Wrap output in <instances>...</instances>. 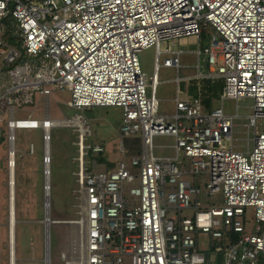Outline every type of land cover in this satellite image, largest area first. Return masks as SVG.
I'll return each instance as SVG.
<instances>
[{
	"label": "built area",
	"instance_id": "obj_1",
	"mask_svg": "<svg viewBox=\"0 0 264 264\" xmlns=\"http://www.w3.org/2000/svg\"><path fill=\"white\" fill-rule=\"evenodd\" d=\"M9 14L17 38L5 49ZM204 30L211 39L202 48ZM183 38H193L196 55H205L208 73L200 76L224 80L221 99L253 100L249 126L255 133L246 151L235 150L232 140L238 114L222 105L207 111L198 97H177L172 116L159 112L157 73L149 82L139 53L153 47L156 70L178 67L183 50L162 49L161 43ZM0 53V70L8 76V83L0 79V99L9 106L0 116L8 264H13L16 130H42L46 176V144L52 128L64 125L46 110L53 91H68L69 105L77 109L118 107L122 112L120 157L108 162L86 158L89 149L97 154L105 147L86 144L90 126L82 114L74 117L82 123L75 158L80 204L78 217L68 222L78 227L72 234L79 233L81 252L78 260L65 249L66 264H124L126 257L131 264H215L219 254L223 264H260L264 126L257 130V121L264 122V0H0ZM35 93L45 98L44 117L16 118L10 95L33 103ZM155 136L174 138V156L153 154ZM127 138L140 139L139 153L128 155ZM44 191H49L47 181ZM168 209L175 213L169 216ZM200 233L220 242L210 255L199 250ZM232 234L238 238L232 240Z\"/></svg>",
	"mask_w": 264,
	"mask_h": 264
},
{
	"label": "rangeland",
	"instance_id": "obj_2",
	"mask_svg": "<svg viewBox=\"0 0 264 264\" xmlns=\"http://www.w3.org/2000/svg\"><path fill=\"white\" fill-rule=\"evenodd\" d=\"M14 31V30H13ZM200 47L210 44L211 33L203 31ZM181 40H184L181 42ZM15 42H7L6 48L15 45ZM172 46L177 50H183L180 55V65L173 67L158 68L157 77L160 83L156 87V95L160 99L159 112L172 113L174 104L172 98L176 95L178 87L183 89L185 82L191 85L193 79L204 78L200 74H207L205 55H196L198 43L193 38H183L173 43H161V48ZM156 50L153 47L143 49L139 53L142 69L150 76L155 70ZM165 54L160 55L162 64ZM2 54L0 53V66L2 65ZM199 65V66H198ZM199 67V68H198ZM190 78V79H189ZM0 79L3 83H8L6 71L0 70ZM184 80V81H182ZM150 90V89H149ZM14 100L16 118H36L42 119L45 112V99L39 93H35L33 103H23L16 101L15 95H10ZM166 98L167 101H163ZM71 94L68 91H53L49 97V116L56 119H71L76 113L82 114L90 126L92 134L86 138V144L95 145L105 143L106 148L113 147V154L120 157L118 148L120 144L119 116L121 108L118 107H90L77 109L69 105ZM253 100L250 98L220 99L216 100L214 107L222 105L227 113L238 114L235 118L232 140L234 149L246 151L252 146L255 128L249 123V116L253 113ZM7 99H0V116L8 113ZM22 108V109H19ZM48 110V108H46ZM106 119L104 124H98V119ZM99 120V123L101 121ZM257 130L264 126L262 120L257 121ZM50 146V218L54 220L49 225V264H66L62 258L65 249L75 252V257L79 260L81 252L79 233L72 234V230L78 227L68 221L78 217L79 214V185L76 180V156H77V135L78 127L71 122L65 125L54 127L51 130ZM126 143V141H124ZM124 143V144H125ZM6 141L0 145V157L6 156ZM174 138L172 136H155L153 154L157 157L174 155ZM36 146L31 150L30 146ZM44 142L42 130L40 129H17V191L15 197L16 210V264H26L32 258L40 259L32 261L31 264H45L46 253V226H45V204L46 197L44 191L47 178L44 174ZM127 148V147H126ZM128 153V148H127ZM130 155V154H128ZM114 156V155H113ZM87 159H94L95 153L88 150ZM74 171V174H73ZM6 174L0 172V253L2 252L1 264H8V241H7V187ZM215 200L218 196L214 197ZM175 213L174 209H168V215ZM184 214H190L189 210H183ZM72 243V244H70ZM220 242L211 238L208 234L198 235V247L200 251L210 255L213 246ZM73 245V249H70ZM34 249V250H33ZM217 261V260H216ZM124 264H131L130 258L126 257Z\"/></svg>",
	"mask_w": 264,
	"mask_h": 264
},
{
	"label": "trees",
	"instance_id": "obj_3",
	"mask_svg": "<svg viewBox=\"0 0 264 264\" xmlns=\"http://www.w3.org/2000/svg\"><path fill=\"white\" fill-rule=\"evenodd\" d=\"M4 23L6 26L4 39L8 42H15L16 35V22L12 14H9L5 19ZM14 30V31H13ZM202 37L203 33H202ZM191 85H189L190 93L194 97L200 98L202 105L205 110L209 111L214 108V103L217 100H220L224 91V80L221 78H212V77H204L201 79H193L190 80ZM126 147L128 148V154H137L140 151V139L139 138H127L125 139ZM96 159L99 162L106 161V156L104 152H100L95 154ZM232 240H236L238 235L232 234ZM213 249V247H212ZM208 254V253H207ZM206 254V255H207ZM215 264H223L222 263V255L219 254L217 257V261ZM260 264H264V258L261 259Z\"/></svg>",
	"mask_w": 264,
	"mask_h": 264
},
{
	"label": "crops",
	"instance_id": "obj_4",
	"mask_svg": "<svg viewBox=\"0 0 264 264\" xmlns=\"http://www.w3.org/2000/svg\"><path fill=\"white\" fill-rule=\"evenodd\" d=\"M184 40H181V42H183ZM181 50V49H180ZM156 71V73L158 74V69L154 70ZM190 79V78H189ZM159 80V79H158ZM184 81V80H182ZM160 83V81H159ZM188 83H190L189 81L185 82V87L183 89H181L180 87H178L177 91H176V95L171 99L173 104H174V111L172 113H164L163 115H166V116H172L174 113H175V108H176V98L178 97L179 99H186V98H190V97H193V95L190 93V90H189V86H188ZM50 97V96H49ZM158 97V96H157ZM45 99V98H44ZM159 99V98H158ZM163 101H167L166 98H163ZM48 106H49V103H48ZM159 106H160V99H159ZM48 110H49V107H48ZM45 113V112H44ZM101 118L98 119V124H104L105 121H107V118L106 119H101L100 123H99V120ZM121 119H122V112L120 113V116H119V124L121 122ZM87 120V119H86ZM119 132V130H118ZM119 135V134H118ZM100 144V143H99ZM103 145V144H101ZM105 147V156H106V161L104 162H108V161H115L119 158V156L113 154L115 151L113 150V147H110V148H106V145L104 143L103 145ZM32 147H33V151L35 150V147L32 145L30 146V149L32 150ZM114 155V156H113ZM167 156H174L173 154L172 155H167ZM112 165V163L110 164ZM73 174H74V171H73ZM46 195L49 194V193H45ZM15 219H16V210H15ZM16 223H17V220L15 222V226H14V264H16L15 260H16ZM2 225L0 224V227ZM7 240H8V231H7ZM0 250H1V247H0ZM34 250V249H33ZM2 251V250H1ZM2 259V252L0 253V261ZM32 261H39L40 262V259H37V258H32L30 261L26 262V264H31ZM1 264V263H0ZM208 264H211V261L208 262Z\"/></svg>",
	"mask_w": 264,
	"mask_h": 264
},
{
	"label": "bare ground",
	"instance_id": "obj_5",
	"mask_svg": "<svg viewBox=\"0 0 264 264\" xmlns=\"http://www.w3.org/2000/svg\"><path fill=\"white\" fill-rule=\"evenodd\" d=\"M77 118V117H76ZM74 119V117H72L71 119H62V122H64V125L67 124V123H72L74 126H77V127H82V123L80 122V120H77V119ZM55 121L54 122H58L57 120L58 119H54ZM59 123V122H58ZM52 123H49V125H51ZM63 124V123H62ZM55 126H59L57 123H55ZM50 144L47 143L46 144V147H45V152H46V156L49 157V160H47L46 162V178H47V182L49 183L50 181ZM50 192V184H49V191H47V193ZM47 202H49V198H50V194H47ZM12 202H13V205H12V212H11V223H10V227H11V241H12V254H13V264H14V226H15V222H16V219H15V197L12 198Z\"/></svg>",
	"mask_w": 264,
	"mask_h": 264
},
{
	"label": "water",
	"instance_id": "obj_6",
	"mask_svg": "<svg viewBox=\"0 0 264 264\" xmlns=\"http://www.w3.org/2000/svg\"><path fill=\"white\" fill-rule=\"evenodd\" d=\"M206 67H208V63H206ZM46 197V204H45V207H46V209H45V220H44V222H45V226H46V253H45V264H49V258H50V256H49V237H50V235H49V225L51 224V223H53L54 222V220H52L51 218H50V203L49 202H47V196H45Z\"/></svg>",
	"mask_w": 264,
	"mask_h": 264
}]
</instances>
